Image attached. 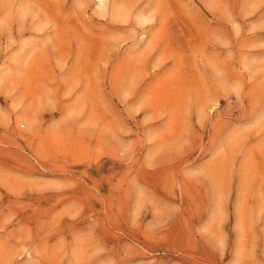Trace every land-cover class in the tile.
I'll return each mask as SVG.
<instances>
[{
	"label": "rangeland",
	"instance_id": "obj_1",
	"mask_svg": "<svg viewBox=\"0 0 264 264\" xmlns=\"http://www.w3.org/2000/svg\"><path fill=\"white\" fill-rule=\"evenodd\" d=\"M0 264H264V0H0Z\"/></svg>",
	"mask_w": 264,
	"mask_h": 264
},
{
	"label": "bare ground",
	"instance_id": "obj_2",
	"mask_svg": "<svg viewBox=\"0 0 264 264\" xmlns=\"http://www.w3.org/2000/svg\"><path fill=\"white\" fill-rule=\"evenodd\" d=\"M101 1V0H100Z\"/></svg>",
	"mask_w": 264,
	"mask_h": 264
}]
</instances>
